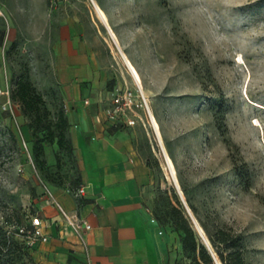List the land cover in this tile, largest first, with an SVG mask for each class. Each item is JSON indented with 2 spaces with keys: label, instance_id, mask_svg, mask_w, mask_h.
I'll list each match as a JSON object with an SVG mask.
<instances>
[{
  "label": "rangeland",
  "instance_id": "rangeland-1",
  "mask_svg": "<svg viewBox=\"0 0 264 264\" xmlns=\"http://www.w3.org/2000/svg\"><path fill=\"white\" fill-rule=\"evenodd\" d=\"M98 1L115 12L121 22L115 31L128 36L120 38L121 48L151 79L149 101L198 234L205 236L198 221L209 230L229 227L241 235L245 262L264 264V0ZM88 23L108 35L90 0H0V89L12 90L27 75L39 92H51L55 45L71 28L84 25L87 34ZM100 43L110 69L126 67L107 40ZM45 99L54 120L62 104ZM4 100L0 94V104ZM13 102L14 114L0 109V225L9 235L0 245V264H42V243L26 242L16 229L40 219V205L51 202L46 190L55 198L56 188L69 189L78 198V169L53 142H45L44 163L37 162L30 117ZM137 119L135 144L155 170L148 192L154 201L144 203L152 215L155 209L166 215L176 203V184L147 109ZM163 228L176 242L168 264H188L179 234Z\"/></svg>",
  "mask_w": 264,
  "mask_h": 264
},
{
  "label": "crops",
  "instance_id": "crops-1",
  "mask_svg": "<svg viewBox=\"0 0 264 264\" xmlns=\"http://www.w3.org/2000/svg\"><path fill=\"white\" fill-rule=\"evenodd\" d=\"M103 5L106 23L101 22L108 35H103L96 23V30H92L93 23H88L87 34L84 25L81 30L70 27L55 45L48 83L51 92L43 94L50 102H60L68 117L81 174L79 184L84 186V194L75 198L60 188L53 192L68 212H77L90 223L85 239L92 264H168V250L176 242L144 203L154 175L134 141V125L143 107L127 111L118 122H112L106 115L112 90L131 88L127 77L130 75L135 85L140 86L148 108L159 123L154 103L149 101L151 79L121 48L120 40L127 42L128 36L115 31L114 27L121 22L105 2ZM75 36H78V45ZM102 40L109 42L113 53H124L137 71L139 83L122 63L110 69L109 51L101 45ZM41 76V82L46 84L43 73ZM132 117L135 122L128 124L126 120ZM40 214L41 230L48 236L46 241H37L47 253L40 262L81 264V246L58 209L43 201ZM60 226L64 228L63 233H59Z\"/></svg>",
  "mask_w": 264,
  "mask_h": 264
},
{
  "label": "trees",
  "instance_id": "trees-1",
  "mask_svg": "<svg viewBox=\"0 0 264 264\" xmlns=\"http://www.w3.org/2000/svg\"><path fill=\"white\" fill-rule=\"evenodd\" d=\"M97 2L104 9V5L98 0ZM10 99L18 102L22 113L30 117V135L34 143V158L37 162L40 164L44 163L45 142L55 143L58 150L64 152L68 159L71 157L72 161L76 163L78 172L74 178V183L75 186L79 185L81 174L74 151V144L69 134L70 122L62 107L57 110L56 118L51 120L49 115L53 104H49L46 101L44 94L37 90L27 75L16 80L14 88L10 90ZM166 149L170 155L168 148ZM170 157L172 158L171 155ZM55 159L57 162L59 161L58 153H56ZM145 160L154 175L155 170L151 161L147 160L146 157ZM181 191L190 210L194 211V207L189 202L183 187ZM174 193L176 195V203L171 205L166 215L160 214L155 209L154 219L162 227L167 226L179 234L182 250L189 258L188 264H216L213 254L195 229L178 192L174 191ZM148 201L149 198L147 199ZM153 201L154 198H151L147 204L150 205V202L152 204ZM25 215L27 216L28 214L25 213ZM198 223L210 243L212 252L221 264H247L243 256L241 235L238 232L225 226H218L213 230H209L201 221H198ZM23 224L27 228L31 227L29 219ZM20 228L19 226L17 227L16 233L23 236L28 242L25 232L20 231ZM7 238H9V235L6 234L5 229L0 225V245H4Z\"/></svg>",
  "mask_w": 264,
  "mask_h": 264
},
{
  "label": "built area",
  "instance_id": "built-area-1",
  "mask_svg": "<svg viewBox=\"0 0 264 264\" xmlns=\"http://www.w3.org/2000/svg\"><path fill=\"white\" fill-rule=\"evenodd\" d=\"M0 94L5 96V100L0 104V109L8 111L14 114L15 105L10 99V91L8 88L0 89ZM138 107H143L148 109L147 100L140 88L136 85V91L131 88H119L115 87L110 95V105L106 109V115L108 119L112 122H118L120 116L125 114L127 111H134ZM128 124L135 122L134 117L126 120ZM69 191V189H67ZM50 196L51 202L57 209L58 212L69 227L70 231L76 236L78 243L83 251V258L81 259V264H92L89 252V246L85 239V233L90 228V223L86 217L78 214L77 212H68L52 195L51 191L46 190ZM74 194L76 196H81L84 194V186L79 184L74 189ZM41 222L39 218L33 219L31 222V227L27 228L25 226L20 228V231L25 232L27 241L29 243H34L37 241H46L48 239L47 234L43 233L41 230ZM63 227L60 226L59 233H63Z\"/></svg>",
  "mask_w": 264,
  "mask_h": 264
},
{
  "label": "bare ground",
  "instance_id": "bare-ground-1",
  "mask_svg": "<svg viewBox=\"0 0 264 264\" xmlns=\"http://www.w3.org/2000/svg\"><path fill=\"white\" fill-rule=\"evenodd\" d=\"M90 2L92 3V5L95 8V11L97 13V15L99 16V18L106 23V14L104 9L98 4V2L96 0H90ZM111 35H113V33L111 32ZM114 37V35H113ZM123 56V61L125 62L126 67L128 68V70L131 72V74L133 75V77L136 79V81L139 83V76L137 71L135 70L134 66L132 65V63L127 59V57L124 55V53L121 51V57ZM140 75V74H139ZM149 107V106H148ZM148 114H149V121L151 124V127L156 135L157 141L159 143V146L161 148V152L163 154V159L165 161V165L166 168L168 170L169 176L171 177V179L173 180V182L178 185V181H176V176H175V168H174V164L173 161L171 159V157L169 156V154L167 153L163 141H162V137H161V131L159 129V124L157 122V119L155 118V116L153 115V113L151 112L150 108L147 109ZM200 228V227H199ZM201 230V229H200ZM202 231V230H201ZM205 237V236H204ZM203 237V238H204Z\"/></svg>",
  "mask_w": 264,
  "mask_h": 264
},
{
  "label": "water",
  "instance_id": "water-1",
  "mask_svg": "<svg viewBox=\"0 0 264 264\" xmlns=\"http://www.w3.org/2000/svg\"><path fill=\"white\" fill-rule=\"evenodd\" d=\"M175 188H176V191H177L178 194H179V197H180L181 201H182L183 204H184V207H185V209H186V211H187L189 217H190L191 220H192V214H191V212H190L191 210H190L189 206L187 205V203H186V201H185V199H184V196H183V194H182V191H181V188H180L179 184H178V185H175ZM199 227H200V229L202 230L201 226H199ZM202 231H203V230H202ZM203 241L205 242V244L207 245V247L209 248V250H210L211 253L213 254L214 259H215V263H216V264H221V263L219 262V260L215 257L214 253L212 252V249H211V247H210V243H209L208 239L206 238V236L203 238Z\"/></svg>",
  "mask_w": 264,
  "mask_h": 264
}]
</instances>
